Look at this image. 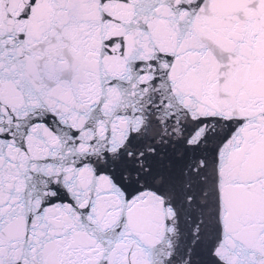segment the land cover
Wrapping results in <instances>:
<instances>
[{
  "label": "snow or ice",
  "instance_id": "snow-or-ice-1",
  "mask_svg": "<svg viewBox=\"0 0 264 264\" xmlns=\"http://www.w3.org/2000/svg\"><path fill=\"white\" fill-rule=\"evenodd\" d=\"M0 264H264V0H0Z\"/></svg>",
  "mask_w": 264,
  "mask_h": 264
}]
</instances>
